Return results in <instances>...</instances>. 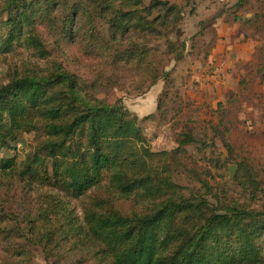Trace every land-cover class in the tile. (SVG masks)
I'll return each mask as SVG.
<instances>
[{"label":"rangeland","instance_id":"rangeland-1","mask_svg":"<svg viewBox=\"0 0 264 264\" xmlns=\"http://www.w3.org/2000/svg\"><path fill=\"white\" fill-rule=\"evenodd\" d=\"M15 1L0 0V86L64 70L88 93L110 104L122 100L138 117L152 155L139 150V164L165 173L179 193L202 195L215 210L264 211V0H242L240 6L241 0H169L182 12L171 41L177 42V33L185 48L167 39L146 44L151 64L161 71L154 86L123 68L122 54L132 45L114 44L107 22L89 18L92 0H30L35 26L5 49L8 8ZM68 14L75 21L66 35ZM28 33L41 39L46 58L27 44ZM218 69L224 71L221 78ZM185 137L193 140L181 147ZM46 140L37 130L0 145V264H107L100 247L91 249L70 223L88 228L87 213L100 212L95 205L103 201L129 215L151 200L121 197L111 174L80 198L25 177ZM9 159L15 166L4 171ZM48 168L47 161L38 165L42 175ZM53 199L63 208L55 210Z\"/></svg>","mask_w":264,"mask_h":264},{"label":"trees","instance_id":"trees-1","mask_svg":"<svg viewBox=\"0 0 264 264\" xmlns=\"http://www.w3.org/2000/svg\"><path fill=\"white\" fill-rule=\"evenodd\" d=\"M28 2L16 0L8 8L5 49L35 26L36 16ZM92 3V12L83 7L89 18L107 22L114 44L132 45L122 54L123 68L156 85L161 71L151 64L146 44L167 39L169 45L185 48L181 35L176 33L177 42L171 41L182 21L180 9L169 0H151L148 6L143 0ZM74 21L75 15L68 14L63 23L66 35ZM26 42L43 58L48 56L39 37L28 33ZM37 130L47 140L28 163L25 177L80 198L101 183L105 174H111L110 183L121 197L151 200V206L140 203L143 209L129 215L108 208L103 201L95 205L100 212L87 213L88 228L81 231L70 223V230L83 234L91 249L100 247L107 264H264V211L212 209L204 196L179 193L174 184L165 181V173L139 164L144 161L139 150L152 155L144 147L147 140L138 117L122 100L110 104L96 98L64 70L22 76L0 86V145ZM192 140L185 137L181 147ZM45 161L51 163V172L48 168L42 175L38 165ZM14 163L15 159L4 161L2 168L13 169ZM50 205L55 210L63 208L60 199H53ZM228 233L232 240H224Z\"/></svg>","mask_w":264,"mask_h":264},{"label":"built area","instance_id":"built-area-1","mask_svg":"<svg viewBox=\"0 0 264 264\" xmlns=\"http://www.w3.org/2000/svg\"><path fill=\"white\" fill-rule=\"evenodd\" d=\"M218 77L221 78L224 75L223 69H218Z\"/></svg>","mask_w":264,"mask_h":264},{"label":"water","instance_id":"water-1","mask_svg":"<svg viewBox=\"0 0 264 264\" xmlns=\"http://www.w3.org/2000/svg\"><path fill=\"white\" fill-rule=\"evenodd\" d=\"M233 170H231V172H232ZM233 173V172H232Z\"/></svg>","mask_w":264,"mask_h":264}]
</instances>
